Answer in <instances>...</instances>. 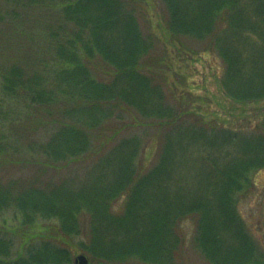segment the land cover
I'll return each instance as SVG.
<instances>
[{
  "label": "trees",
  "instance_id": "16d2710c",
  "mask_svg": "<svg viewBox=\"0 0 264 264\" xmlns=\"http://www.w3.org/2000/svg\"><path fill=\"white\" fill-rule=\"evenodd\" d=\"M28 3L57 11L51 69L28 74L12 65L0 74V91L5 100L55 109L56 118L46 140L29 146L39 170L0 177V215L14 209L25 227L39 220L57 226L15 256L12 242L0 238V264H74L78 253L90 264H180L187 220L209 263L264 264L238 212L252 172L264 169V106L257 107L264 104V0H163L171 35L212 42L224 64L225 97L243 113L257 107L250 132L207 126L171 99L147 70L156 37L141 26L139 0ZM95 61L111 70L107 79L92 74ZM124 110L158 127L159 151L147 167L139 123L94 151L96 133L125 119ZM4 133L0 158L14 148ZM93 154L84 176L69 170Z\"/></svg>",
  "mask_w": 264,
  "mask_h": 264
},
{
  "label": "rangeland",
  "instance_id": "374dc122",
  "mask_svg": "<svg viewBox=\"0 0 264 264\" xmlns=\"http://www.w3.org/2000/svg\"><path fill=\"white\" fill-rule=\"evenodd\" d=\"M27 1L0 0V74L15 64L22 66L28 74H42L51 69L50 33L59 27L57 11L49 5H27ZM137 9L141 13L143 30L156 37V45L147 60V70H151L155 79L166 86L171 99L185 110H190L195 119L207 126L250 132L256 125V108L262 109L264 104L243 113L239 106L225 97L220 89L224 64L212 51V42L171 35L167 30L168 13L163 0H139ZM92 69V74L102 79L111 75V70L100 61H95ZM124 115L122 121H110L96 133L97 148L94 151L117 130L122 134V128L139 123L146 126L143 131L136 132L143 134L146 141L147 149L140 163L147 167L159 151L158 127L143 121L133 111L124 110ZM55 118V109L5 100V95L0 91V131L4 130L5 137L14 145L7 156L0 158V177L27 176L39 170L35 160L37 156L29 150V146L46 140L50 132L47 130ZM93 156L72 163L69 170L84 176L81 170L95 161L97 156ZM68 168H63L62 173ZM48 173L56 175L54 171ZM251 180L252 188L241 198L238 212L247 231L264 253V169L252 172ZM122 204L123 200L118 207ZM21 224L22 215L14 209L0 215V238L12 242L13 256L21 252L24 245L40 240L41 235L53 232L57 226V222L46 220H39L28 227ZM195 229L192 220L185 221L181 226L184 246L179 262L211 264L194 245ZM126 264L145 263L133 260Z\"/></svg>",
  "mask_w": 264,
  "mask_h": 264
},
{
  "label": "water",
  "instance_id": "95a60500",
  "mask_svg": "<svg viewBox=\"0 0 264 264\" xmlns=\"http://www.w3.org/2000/svg\"><path fill=\"white\" fill-rule=\"evenodd\" d=\"M74 264H89V258L85 254H79L75 257Z\"/></svg>",
  "mask_w": 264,
  "mask_h": 264
}]
</instances>
